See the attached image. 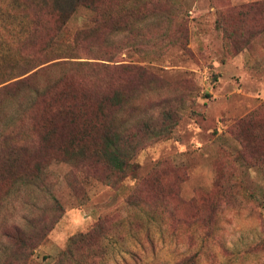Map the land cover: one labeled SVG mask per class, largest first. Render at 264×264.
Listing matches in <instances>:
<instances>
[{"label": "rangeland", "instance_id": "rangeland-1", "mask_svg": "<svg viewBox=\"0 0 264 264\" xmlns=\"http://www.w3.org/2000/svg\"><path fill=\"white\" fill-rule=\"evenodd\" d=\"M101 9L97 24L98 13L76 7L56 32L46 17L23 49L37 8L0 0V104L26 69L67 61L74 64L36 85L45 95L67 73L72 113L82 104L96 117L92 104L114 83L125 96L112 110L121 133L156 122L161 106L179 119L136 151L124 178L54 156V147H41L40 171L32 159L31 171L19 168L26 153L15 165L0 161V264H56L63 251L60 264H264V0H103ZM34 100L24 96L6 113L0 105V154L3 137L14 135L13 143L39 148L28 114L18 116ZM129 195L138 206L126 204ZM52 199L58 220L35 248H19L20 232L37 235L39 217H53ZM99 218L106 239L68 251L69 238Z\"/></svg>", "mask_w": 264, "mask_h": 264}, {"label": "trees", "instance_id": "trees-1", "mask_svg": "<svg viewBox=\"0 0 264 264\" xmlns=\"http://www.w3.org/2000/svg\"><path fill=\"white\" fill-rule=\"evenodd\" d=\"M22 2L23 4L29 2L31 6L37 8V12H34L32 16L29 17L31 27L28 35L23 41L21 40L19 44V47L23 49L26 48L28 42L33 41L35 36L44 29V19L46 17L53 20L55 32L64 24L73 10L78 6L88 8L93 13H98V17L95 18L97 24L104 17V12L102 9L100 10L103 0H66V5H64L65 3L62 0H22ZM70 64L72 65L74 63L63 61L40 67L32 72H30L32 69H26L22 73V78L14 80L7 86L8 94L6 95V99L4 98L0 104L6 107L4 113H6L8 107L13 104H15L16 109L19 108L20 104L17 103V100L24 98V96L35 99L33 105L21 109L18 116L24 119L25 114H28L26 118L29 123H32L31 132L36 139L35 145L39 148L36 149L35 147H31L27 150L24 148V145L13 143L12 140L19 138L18 135L3 137L6 148L5 151H3L4 147L1 148L3 151L1 154L5 152L6 155L0 154V161L6 163V165H15L17 160L16 154L20 152H22V154L26 153L28 159L24 163H21L19 168L22 171L27 170L24 173L31 171L30 168L28 169L27 164L30 163L32 159L34 161L33 166L36 170L40 171V164L45 161V159H41L38 155L42 152L40 150L43 147H48L46 149V151H48L49 147H54V156H58L59 154L68 161H92L96 166H103L115 172L117 178H124L133 167L130 160L136 151L141 149L149 140L166 138L179 119L178 113L166 106H161L156 122L151 123L152 119L150 118L144 121H138V125H136L138 126L137 132L123 130V133H121L115 125L116 119L114 115H112V110L118 111L121 108L125 103V96L119 87H115L114 83H112L108 86V93L106 95L102 94V98H98L92 104V109H94V115L96 117H86L83 111L85 108L82 104L80 108L77 109L79 114H74L72 113L73 105L66 104L63 101L64 98L67 97V95H65L67 89L63 84L69 79L67 73L58 72V77L49 83L44 90L45 95L39 92V87L36 85L40 77L44 76L46 73H53V70L56 71V69H54L55 67L62 68ZM113 69H121L124 72H128L132 69L141 70L140 67H130L126 65H116ZM109 111L110 113L106 114V112ZM4 113H0V118ZM6 115L7 114L3 115L2 118ZM16 119H18V117ZM114 119L115 121H113ZM3 130L5 129L0 127V132ZM13 133L14 131H8L7 135ZM28 138L27 135L23 136V142L27 141L31 143V141H28L31 139V136L30 139ZM10 147L20 148L15 149ZM18 161H20V159ZM133 198L134 195H129L126 198V204L136 207L138 205ZM48 211L53 212V217L48 221L44 219L43 214L42 218L41 216L39 217L37 221V235L29 232H20L19 237H17L19 248H35L43 240L47 232L61 215V208L53 199ZM106 223L107 221L105 218H99L89 231L71 236L68 240V251L72 246L86 245L92 241L95 243L97 242L96 240L106 239L104 234L105 227L108 226ZM66 255L67 253L65 251L61 252L58 257L59 259L56 260V264H60L62 257ZM4 264L12 263L8 261L4 262ZM136 264L141 263L136 261Z\"/></svg>", "mask_w": 264, "mask_h": 264}]
</instances>
